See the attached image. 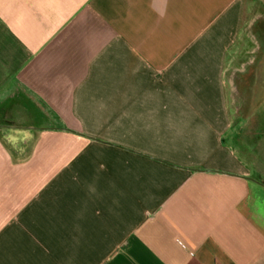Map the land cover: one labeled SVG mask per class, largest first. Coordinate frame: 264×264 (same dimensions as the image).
<instances>
[{"label":"crops","instance_id":"crops-1","mask_svg":"<svg viewBox=\"0 0 264 264\" xmlns=\"http://www.w3.org/2000/svg\"><path fill=\"white\" fill-rule=\"evenodd\" d=\"M261 20L264 0H0V112L45 115L27 154L0 141V264H264L226 88Z\"/></svg>","mask_w":264,"mask_h":264},{"label":"rangeland","instance_id":"rangeland-1","mask_svg":"<svg viewBox=\"0 0 264 264\" xmlns=\"http://www.w3.org/2000/svg\"><path fill=\"white\" fill-rule=\"evenodd\" d=\"M256 26L244 30L229 56L226 88L233 121L232 142L247 164L251 179L264 186V20ZM29 100L13 99L0 112V141L19 155L27 154L33 144L29 128L45 124L30 119L45 115L37 104L27 105Z\"/></svg>","mask_w":264,"mask_h":264}]
</instances>
